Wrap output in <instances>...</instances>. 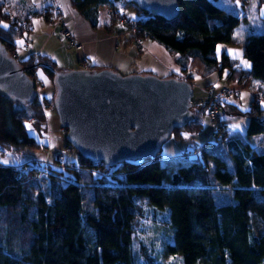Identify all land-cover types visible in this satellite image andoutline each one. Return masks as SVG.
Masks as SVG:
<instances>
[{"label": "trees", "instance_id": "16d2710c", "mask_svg": "<svg viewBox=\"0 0 264 264\" xmlns=\"http://www.w3.org/2000/svg\"><path fill=\"white\" fill-rule=\"evenodd\" d=\"M119 2L133 4L70 0L93 27L99 24L101 6L119 9ZM177 2L179 11L172 19L151 15L133 4L143 13L134 19L140 28L137 36L177 54L183 72L221 76L226 68V81L248 88L252 95L246 111L231 102L222 105L223 111L246 116L247 135L264 134V104L255 100V96L264 98V22L260 31L246 38L243 55L250 67L244 68L227 53L221 59L216 56L218 43H233V31L242 17L227 12L217 0ZM3 7L0 3V41L11 55L17 54L15 42L26 26L11 21ZM17 60L31 75L34 68H41L51 79L53 72L46 65L58 68L46 56L35 61L33 55L23 60L17 55ZM45 106H53L52 100L37 95L22 104L0 92V152L41 149L27 122L41 134ZM193 109L192 118L173 130L177 138L201 129L206 105L194 104ZM224 128L229 140L215 137L199 148L184 150L170 174L162 151L116 164L114 170L124 176L112 179L83 170L104 165L83 157L67 162L80 171L69 173L65 182V169L0 163V264H156L146 255L137 261L133 245V234L145 216L144 201L155 211L167 212L173 241L166 249L179 254L183 264H264V152L230 136L225 123ZM65 147L73 149L67 140ZM40 171L49 180L48 198L39 186Z\"/></svg>", "mask_w": 264, "mask_h": 264}, {"label": "water", "instance_id": "95a60500", "mask_svg": "<svg viewBox=\"0 0 264 264\" xmlns=\"http://www.w3.org/2000/svg\"><path fill=\"white\" fill-rule=\"evenodd\" d=\"M165 19L177 0H124ZM53 72L52 105L65 139L85 159L115 166L156 156L173 130L194 115L191 82L153 73L123 75L112 68ZM0 92L22 104L37 98L36 82L0 41Z\"/></svg>", "mask_w": 264, "mask_h": 264}, {"label": "rangeland", "instance_id": "374dc122", "mask_svg": "<svg viewBox=\"0 0 264 264\" xmlns=\"http://www.w3.org/2000/svg\"><path fill=\"white\" fill-rule=\"evenodd\" d=\"M260 1L261 0H217V3L222 6L227 12L237 15L240 18L242 17L241 22L233 31V43H218L216 47V56L218 57V59H221L223 53H227L231 57L236 58L240 66L244 68L250 67V61L243 55V47L250 32L260 31L262 29V20H264V1ZM116 8H119L120 11L129 19H136L138 16L143 14L133 4L119 2ZM109 17H107V19L105 18L104 21L106 20L109 24H111L114 31L117 32V34H120L117 42L121 49L128 46V54L132 57L138 56L137 58H139L140 60L139 63H137L136 60L133 64L134 66L132 65L130 69L127 67H123L124 69H129L124 73H121L119 71L118 72L123 75L133 72L153 73L161 78L168 77L165 76L166 71H164V69L160 70L158 68L160 67V64L164 62L165 58L161 57L160 53L155 50L150 49L149 53H147V50L144 51V39L141 40L142 48L139 49L137 42L132 39L131 35L126 33L127 26L123 25L117 18L111 19ZM52 26L53 25L51 24L50 27ZM164 52H166L164 53V57L166 56L168 62L170 64H173L172 60L178 55L171 54L167 51ZM145 61L147 63L146 66L153 67L151 71L146 70V72H143L142 66H145ZM175 68V73L178 74L179 71L183 72L179 66H175ZM185 73L186 72H183V75H185ZM187 74L189 75V77L185 75L186 79H190L191 85L193 87L192 101L194 104H204L208 96L206 91V87L208 84H211L216 89H219L222 86H227L231 89L237 88V86H235L232 81H226V68L223 71L222 77H218L217 72L211 73L208 76H201L192 71H187ZM35 75L36 90L38 95L40 97H46L51 101L54 95V86L52 83V79L41 68L36 69ZM31 76L34 75L32 74ZM190 76L192 77L190 78ZM249 101L250 93L247 89H245L240 94V99L233 100L231 101V103L237 105L242 110H247L250 104ZM44 112L46 118L43 125L44 129L41 134H39L37 130H35L32 123L27 122V130L29 134L34 136L41 143V149L36 152L15 151L13 149H7L4 152H0L1 163H5V161H7V165H10L8 163L15 162L22 164L27 162L30 165L37 164L38 166L43 168L44 165L48 164L38 162V158H42L40 159L41 161L45 160L44 158H47L48 160H45L46 162H52L55 155L63 149H65L66 151V162L71 159H76V151L74 149H67L65 147L66 131L61 130L58 116L55 112L54 107L45 106ZM220 119L226 124V129L230 136L250 143L253 149L259 153L264 152V134L247 135V133L245 132V128L248 122V118L246 116L240 114H229L222 110ZM210 132L211 124L210 122H207L206 119H204L201 129L197 132L182 133L183 135L180 138H177L172 133L171 136L162 143V154L163 156H171L173 154L180 153L185 148H199L203 145L206 139H214L212 136H209ZM182 154L183 153L181 152L179 155L171 157L166 161L169 174L173 171V169H175V165L177 162H179L178 159L180 156H182ZM53 167L57 169L61 168L58 166ZM61 169H65L62 175V181L64 182L70 178V176L68 175L69 173L71 174V172L80 171V168L75 163H71L69 165L66 163V166H63ZM38 175L39 186L46 195V198H48L49 180L44 172L42 173L40 171ZM167 182L168 180L165 179V183ZM143 208L145 210V216L140 220V224L133 234V245L135 247L137 261L144 260V256L146 255V257L151 258L156 264H183L179 254L172 255L168 253L166 249V244L173 241V228L166 223V220H168L167 212L155 211V209L151 205H149L147 201L143 202ZM253 224L259 232L260 228L256 220H253Z\"/></svg>", "mask_w": 264, "mask_h": 264}, {"label": "crops", "instance_id": "0c3cea01", "mask_svg": "<svg viewBox=\"0 0 264 264\" xmlns=\"http://www.w3.org/2000/svg\"><path fill=\"white\" fill-rule=\"evenodd\" d=\"M56 2L62 11L60 17L50 10L49 0H0V3L4 4L3 10L10 16L11 21L15 20V18H25L26 15L31 14L23 37L15 42V51L19 59L23 60L30 55H33L35 59H38L39 56H46L54 61L59 69L112 68L121 73L129 70L136 60L137 63L140 62L139 58H137L138 56L132 57L128 54V46L121 49L117 42L120 34L114 31L111 24L106 20L104 21L105 18L109 17L112 9L107 6H101L99 8V24L93 27L86 18L72 7L70 0H56ZM35 12L38 14L35 15ZM58 17L71 29L75 38L82 43L80 50H76L67 39L59 34L58 26L56 25ZM2 24L7 25V22ZM51 24L53 25L52 27H50ZM24 40H27L26 45ZM143 44L144 51L147 50V53H149L150 49L155 50L160 53L161 57L165 58L164 62L158 67L160 70L164 69L166 71L165 76L174 74L184 79H186V76L189 77L187 72L185 73L186 76L181 71L178 74L174 72L175 66H179L180 69L181 66L177 64L176 58L172 60L173 64L168 62L166 56L164 57V53H166L164 51L166 50H163L165 48L162 45L160 46V44L148 38L143 40ZM144 64L145 66H142L143 72H146V70L151 71L153 67L146 66V61ZM123 67L129 69H124ZM36 69L34 68L33 73L34 80L36 79ZM222 76L223 74L218 77ZM188 80L190 81L189 78ZM233 83L238 87L236 82ZM236 107L241 111H246L240 109L237 105ZM204 119L209 122L207 117H204L202 122ZM186 149H183V151ZM180 153L164 156L163 158L169 159ZM44 159L48 160L47 158ZM2 164L7 165V163L3 162ZM8 164L19 166L21 163L12 162Z\"/></svg>", "mask_w": 264, "mask_h": 264}, {"label": "built area", "instance_id": "2783aa9c", "mask_svg": "<svg viewBox=\"0 0 264 264\" xmlns=\"http://www.w3.org/2000/svg\"><path fill=\"white\" fill-rule=\"evenodd\" d=\"M49 8L52 10L53 13H55L57 16L60 17L62 14L59 6L57 5L56 0H49ZM38 13L35 12V15ZM31 14L26 15L25 18H15V20L24 26H27V22L30 18ZM110 18H117L123 25L127 26V34L132 36V39L137 42L138 48H142L141 40L137 36V33L140 31L139 26L136 24L134 19H129L125 14H123L120 9H112L109 13ZM57 18L56 25L58 26V32L59 34L68 40L71 46H73L76 50H80L82 48V43L78 41L75 36L73 35V32L71 29L68 28L67 25H65L60 18ZM25 45L27 44V40H24ZM24 45V46H25ZM12 56L17 59V54L13 53ZM36 61V59H35ZM28 74L31 73L29 70H27ZM247 89L248 92L252 95V92L245 87L238 86L237 88L231 89L227 86H222L219 89H216L214 86H209L207 91V98L204 102V105H206V117L209 120L211 124V132L209 136H212L213 138L217 137L221 141L229 140L230 137L226 134L224 123L220 119V115L222 114V105L225 103H229L233 100L240 99V94ZM254 95V94H253ZM256 101H260L264 104V98L255 96ZM62 131H66V129L61 127ZM69 149V148H67ZM77 157H81L79 153L76 151ZM38 162H42L44 164H48L51 166H58L63 167L66 166V151L65 149L59 151L52 162H46L45 160H37ZM60 168V169H61ZM83 170H90L94 175L98 177H105V178H115L118 176H124V172H119L114 170V166L106 165L104 164L101 167H96L93 169H87L83 168Z\"/></svg>", "mask_w": 264, "mask_h": 264}, {"label": "snow or ice", "instance_id": "6c2138e0", "mask_svg": "<svg viewBox=\"0 0 264 264\" xmlns=\"http://www.w3.org/2000/svg\"><path fill=\"white\" fill-rule=\"evenodd\" d=\"M5 27H7V25H5ZM5 163H7V161H5Z\"/></svg>", "mask_w": 264, "mask_h": 264}]
</instances>
